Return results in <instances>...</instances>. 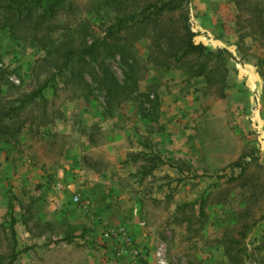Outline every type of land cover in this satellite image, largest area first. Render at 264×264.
<instances>
[{"label":"rangeland","instance_id":"374dc122","mask_svg":"<svg viewBox=\"0 0 264 264\" xmlns=\"http://www.w3.org/2000/svg\"><path fill=\"white\" fill-rule=\"evenodd\" d=\"M162 1L2 21L0 264H264V0H189L206 49L180 60L183 10L113 28ZM103 36L114 98L98 63L64 66Z\"/></svg>","mask_w":264,"mask_h":264},{"label":"trees","instance_id":"16d2710c","mask_svg":"<svg viewBox=\"0 0 264 264\" xmlns=\"http://www.w3.org/2000/svg\"><path fill=\"white\" fill-rule=\"evenodd\" d=\"M64 4L65 0H0V27L2 25V21L5 20L13 29L19 25V20L21 18L25 16L32 17L33 14L37 15L36 25L41 24L42 22L53 19L55 13L63 8ZM181 10L184 11L183 23L185 34L183 37H181L177 53H174L173 56L175 60H180L189 55H200L206 48L201 42H197L195 40L196 37L202 33L195 30V24L190 11L189 0H165L162 2L149 3L142 10L139 12H134L131 16L116 17L113 28L115 31H119L126 24L135 21L138 18L142 21L148 20L154 22V26H157L156 22L158 23L159 19H161L163 15ZM119 40L120 37L114 38L111 45L107 46L108 40L103 36L102 38H98L82 48L69 49L64 53V66H66L69 60H71V58L75 55L80 57L85 63L88 61L98 63L101 74V77L98 78V81L107 92V95L110 98H114L115 95L113 93H117L123 88L120 86L117 79L109 72L103 62L100 63L99 60L102 55L113 56L118 54L120 56V60L126 62L123 53V45L118 43ZM223 53L229 57H232L230 52L226 49L220 47L216 49V55L220 56ZM44 86L45 85L40 87L38 91L34 92L29 98H34L37 96L39 97ZM252 160L253 159H251V161ZM235 166L242 167L244 166V163L239 162L236 163ZM70 239L71 237H66L63 240ZM15 254L16 252H12L10 256L11 260H14Z\"/></svg>","mask_w":264,"mask_h":264},{"label":"built area","instance_id":"2783aa9c","mask_svg":"<svg viewBox=\"0 0 264 264\" xmlns=\"http://www.w3.org/2000/svg\"><path fill=\"white\" fill-rule=\"evenodd\" d=\"M157 255H159V253ZM159 262L162 264L163 263V260L162 259H159ZM137 264H141V263L137 262Z\"/></svg>","mask_w":264,"mask_h":264}]
</instances>
